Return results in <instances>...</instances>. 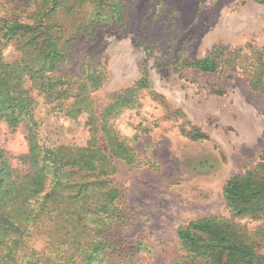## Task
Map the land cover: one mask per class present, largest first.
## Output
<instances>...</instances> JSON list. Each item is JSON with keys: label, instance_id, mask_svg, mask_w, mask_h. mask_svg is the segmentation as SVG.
<instances>
[{"label": "trees", "instance_id": "16d2710c", "mask_svg": "<svg viewBox=\"0 0 264 264\" xmlns=\"http://www.w3.org/2000/svg\"><path fill=\"white\" fill-rule=\"evenodd\" d=\"M101 27L127 30L123 0L0 1V122L12 132L22 127L28 145L20 166L0 148V264H146L154 254L140 239L114 236L126 218L120 164L152 163L115 126L140 105V92H118L101 107L93 94L107 73L94 58L82 60L79 75L61 71L81 36ZM7 45L13 60L4 57ZM175 65L208 74L220 67L211 55ZM40 108L64 118L72 138L45 137ZM223 195L229 216L179 228L181 255L172 264H264V151L256 168L227 180Z\"/></svg>", "mask_w": 264, "mask_h": 264}, {"label": "rangeland", "instance_id": "374dc122", "mask_svg": "<svg viewBox=\"0 0 264 264\" xmlns=\"http://www.w3.org/2000/svg\"><path fill=\"white\" fill-rule=\"evenodd\" d=\"M21 4L25 0H0ZM127 30L101 27L81 36L61 69L81 74L94 58L107 76L94 92L106 106L118 92H140L139 106L115 121L121 135L151 165L123 163L116 176L125 224L114 236L155 247L146 264L181 255L177 231L194 220L228 217V179L260 163L264 151V4L254 0H123ZM217 56L215 74L179 69L177 60ZM12 45L4 57L13 60ZM45 137L72 138L64 118L36 113ZM197 135V138H195ZM134 136L137 138L134 140ZM0 148L10 163L28 145L22 127L0 122ZM248 220L241 222L244 224ZM249 221V228L259 226ZM264 253V249L260 251Z\"/></svg>", "mask_w": 264, "mask_h": 264}]
</instances>
